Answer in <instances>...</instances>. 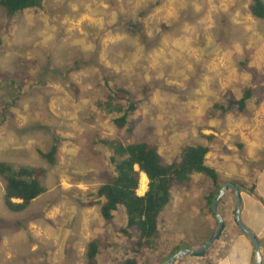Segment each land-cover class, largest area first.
Wrapping results in <instances>:
<instances>
[{"label":"rangeland","instance_id":"1","mask_svg":"<svg viewBox=\"0 0 264 264\" xmlns=\"http://www.w3.org/2000/svg\"><path fill=\"white\" fill-rule=\"evenodd\" d=\"M156 2L44 0L42 11L14 18L0 8V162L42 169L46 190L24 211L12 212L0 176V264H86L93 239L104 240L99 264H115L113 253H123L124 211L108 223L98 206L81 205L113 169L111 150L97 140L154 143L165 160L178 158L183 147L196 145V111L208 113L210 89L229 83L234 68L258 56L264 61V54H250L264 45V20L252 15L251 0H163L150 9ZM143 9L150 10L140 18ZM136 20L148 37L160 38L158 45L146 46L123 28ZM89 54L115 71L111 85L140 100L130 130L97 110L106 89L98 67L82 66ZM74 62L79 70L71 72ZM55 143L57 160L50 165L39 151ZM203 177L174 190L160 217L159 253L194 249L207 237L204 212H196L206 210Z\"/></svg>","mask_w":264,"mask_h":264},{"label":"trees","instance_id":"2","mask_svg":"<svg viewBox=\"0 0 264 264\" xmlns=\"http://www.w3.org/2000/svg\"><path fill=\"white\" fill-rule=\"evenodd\" d=\"M162 1L158 0L150 9L160 5ZM251 1L252 15L264 20V1ZM0 8L4 10L7 18H14L23 12L42 11L44 0H0ZM149 10H141L140 18H143ZM122 26L127 32L138 36L146 46L158 45L160 42L159 37L154 40L147 36L144 23L141 20L128 21ZM98 60V54H89L86 63L82 65L85 67L95 66L100 69L99 84L104 85L106 92L96 102V108L101 113L112 115V123L118 129L130 130L132 128L131 118L137 112L140 100L126 87L116 83L111 85V82H115L116 79L115 71L105 68L99 64ZM78 65L79 62H74L70 71L79 70ZM243 66L246 64L244 63ZM149 91L147 86L144 96L146 99ZM253 96V90L245 87L241 96H234L228 100L227 106H213L212 113L225 116L232 109H236L247 114L248 101ZM97 141V144L111 150L112 154L108 157V163L113 166V169L96 192L89 193L87 198L82 199L81 205L83 207L98 206L101 218L108 223L113 220L114 213L120 210L124 211L125 224L118 227V233L124 239L121 246L123 253L119 256L116 252L113 253L115 264H165L178 251L188 247L177 246L167 255L158 252V240L161 238L159 226L161 213L165 206L172 201L174 190L193 184L195 175L204 176V182L207 184L205 191L202 190L204 192L202 196L206 201L205 208L214 215L213 205L225 181L214 168L206 164L208 147L200 144L186 145L182 148L178 158L167 161L159 153L158 145L154 143L124 144L118 137L101 138ZM58 147L59 144L55 143L49 151H39V153L41 152L50 165H55ZM142 173L147 176L149 183L146 193L139 195L138 189ZM43 175L44 171L39 168L15 167L0 162V176L5 182L4 204L9 211H24L35 199L45 193L46 190L41 184ZM236 183L242 189L241 183L239 181ZM214 233L212 232L208 238H204L202 245L210 240ZM103 245L104 240L101 239H93L88 243L86 264H99ZM196 249L198 248L193 250Z\"/></svg>","mask_w":264,"mask_h":264},{"label":"crops","instance_id":"3","mask_svg":"<svg viewBox=\"0 0 264 264\" xmlns=\"http://www.w3.org/2000/svg\"><path fill=\"white\" fill-rule=\"evenodd\" d=\"M258 48L259 51L255 53L252 49L250 54H264V45L260 47L258 44ZM233 71L229 77L226 76L229 83L224 84L223 88L218 86L216 89H210V101L213 103L210 104L208 113L196 111V145L208 147L206 164L222 176L225 181L223 187L229 183L239 187L236 181L243 186L242 189L238 188L241 198L240 218L256 236L260 246V264H264V61L258 56L248 65L234 68ZM245 87L251 88L254 94L248 101L247 114L236 109H232L225 116L212 113L213 106H227L228 100L234 96H241ZM143 175L144 173L140 175L139 190L140 186L145 188L147 176ZM251 190L252 192H249ZM220 201L218 212L224 224L217 241L213 242L203 256L186 254L174 264L256 263L257 253L254 244L240 229L236 220L234 189L228 186ZM196 210L199 215L204 212L208 238L219 227V218L213 210L214 217L210 215L212 221L207 224L210 217L206 215L207 211ZM203 241L204 239L196 248H200ZM165 264H169L168 261Z\"/></svg>","mask_w":264,"mask_h":264},{"label":"water","instance_id":"4","mask_svg":"<svg viewBox=\"0 0 264 264\" xmlns=\"http://www.w3.org/2000/svg\"><path fill=\"white\" fill-rule=\"evenodd\" d=\"M229 187H232L235 191L236 194V220L237 223L239 224L240 228L242 229V231L252 240L256 253H257V260L255 264H260L261 263V254H260V246L258 243V240L256 238V236L247 228L242 224V220L240 218V207H241V198H240V190L238 189V187L233 184V183H229L226 184L224 187L221 188L217 199L213 205V210L214 213L217 215V217L219 218V227L217 228V230L214 233V236L208 240L204 245H202L200 248H198L197 250H193L190 248H183L180 251H178L174 256H172L169 260L168 263L169 264H174V262L176 260H178L180 257L186 255V254H194V255H199L204 253L205 251H207L211 245L213 244L214 240L216 238H218V236L220 235L222 229H223V218L221 217L220 213L218 212V204L221 200V198L223 197L226 189Z\"/></svg>","mask_w":264,"mask_h":264},{"label":"bare ground","instance_id":"5","mask_svg":"<svg viewBox=\"0 0 264 264\" xmlns=\"http://www.w3.org/2000/svg\"><path fill=\"white\" fill-rule=\"evenodd\" d=\"M145 182H147V181H145ZM146 186V183H145V185H144V187ZM242 224L244 225V223L242 222ZM239 225V224H238ZM245 226V225H244ZM240 227V226H239ZM246 227V226H245ZM241 229V228H240ZM242 230V229H241ZM217 240V238L214 240V242ZM188 248V247H187ZM197 250V249H196Z\"/></svg>","mask_w":264,"mask_h":264},{"label":"clouds","instance_id":"6","mask_svg":"<svg viewBox=\"0 0 264 264\" xmlns=\"http://www.w3.org/2000/svg\"><path fill=\"white\" fill-rule=\"evenodd\" d=\"M145 193H146V192H145ZM145 193H144V194H145ZM15 201H17V200H15Z\"/></svg>","mask_w":264,"mask_h":264}]
</instances>
